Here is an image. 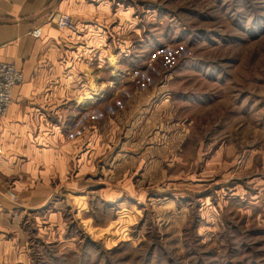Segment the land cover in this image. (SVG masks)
Masks as SVG:
<instances>
[{
    "label": "rangeland",
    "instance_id": "1",
    "mask_svg": "<svg viewBox=\"0 0 264 264\" xmlns=\"http://www.w3.org/2000/svg\"><path fill=\"white\" fill-rule=\"evenodd\" d=\"M87 3L104 112L38 264H264V0Z\"/></svg>",
    "mask_w": 264,
    "mask_h": 264
},
{
    "label": "crops",
    "instance_id": "2",
    "mask_svg": "<svg viewBox=\"0 0 264 264\" xmlns=\"http://www.w3.org/2000/svg\"><path fill=\"white\" fill-rule=\"evenodd\" d=\"M87 1L0 0V60L14 62L24 74L0 121V264H38L42 250H55L59 240L73 243L72 237H58L61 212L52 199L59 186L76 187L88 172V115L93 105L103 114L98 108L106 91L104 79L98 80L103 61L98 55L89 62L84 46L95 29L90 19L99 18ZM60 12L76 21L72 29L62 31L51 21ZM37 27L41 34L34 37ZM88 67L96 68L91 101L85 99ZM73 131L79 133L70 136ZM98 137L93 145L104 158ZM72 172L77 180L66 182Z\"/></svg>",
    "mask_w": 264,
    "mask_h": 264
},
{
    "label": "built area",
    "instance_id": "3",
    "mask_svg": "<svg viewBox=\"0 0 264 264\" xmlns=\"http://www.w3.org/2000/svg\"><path fill=\"white\" fill-rule=\"evenodd\" d=\"M51 21L60 29H72L74 23L71 17L65 13H55L50 17ZM41 28L37 27L32 31L34 37H39ZM24 82V74L12 61L0 60V121L7 115L12 102V93L16 86ZM11 198H15L11 191H8Z\"/></svg>",
    "mask_w": 264,
    "mask_h": 264
}]
</instances>
